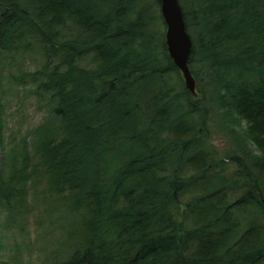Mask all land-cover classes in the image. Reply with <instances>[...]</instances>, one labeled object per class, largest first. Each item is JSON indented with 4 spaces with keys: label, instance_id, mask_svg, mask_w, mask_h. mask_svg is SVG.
I'll return each instance as SVG.
<instances>
[{
    "label": "trees",
    "instance_id": "16d2710c",
    "mask_svg": "<svg viewBox=\"0 0 264 264\" xmlns=\"http://www.w3.org/2000/svg\"><path fill=\"white\" fill-rule=\"evenodd\" d=\"M178 1L197 100L164 78L143 0H0V233L33 210L59 229L0 264H264V0ZM18 91L41 118L17 136ZM212 117L245 124L224 156Z\"/></svg>",
    "mask_w": 264,
    "mask_h": 264
},
{
    "label": "rangeland",
    "instance_id": "374dc122",
    "mask_svg": "<svg viewBox=\"0 0 264 264\" xmlns=\"http://www.w3.org/2000/svg\"><path fill=\"white\" fill-rule=\"evenodd\" d=\"M145 2V10L147 11V15L145 17L146 19V32L149 33V35H153L156 39V51L159 53L158 55L161 56L162 47L160 41L165 40V29L166 25L162 20L161 12H160V4L156 0H143ZM182 4L184 3V0H180ZM191 0H189L190 2ZM184 5V4H183ZM196 26H194L192 33L196 32ZM153 42V41H152ZM165 60L163 58L160 59V66L165 65ZM194 65V64H192ZM197 66V65H194ZM192 75V74H191ZM194 77V76H193ZM164 78L169 83V87L178 88L179 91L184 85V78L181 75V72L178 70H174L171 72H168L165 74ZM203 80L199 78L197 80L194 77V87L195 92L192 93V98L198 99L199 96H201L199 90V87L206 92V87L203 86ZM199 85V87H198ZM8 104L6 105V115L8 118L7 121V129L8 132H12L16 134L17 136L19 134L24 133V130L27 128H30L34 126L35 123L39 121L41 118V112L38 108V105L35 103V99L29 98L27 95L24 94V91H18V94L16 96L8 95ZM209 120V126L210 130L212 131V135L210 136V141L215 149V151L220 155L224 156L226 151H231L232 149H235V139H242V136L245 137V124L242 122L241 125H238V127H233L235 129L234 131H230V135H227L223 129H219L218 122L216 119L212 117ZM215 127V128H214ZM226 127H229V124H226ZM232 127V126H230ZM237 132L239 134L237 135ZM248 145H250V142L247 140ZM1 164V162H0ZM36 214L33 210L32 213L29 214V216L26 219V222L24 223V232L23 234L19 233L17 229L13 230V233L11 236L4 238L2 233H0V248L7 247V245L10 247L13 243H26V248H21L23 252L24 259L27 260H33L36 262L40 257V255H44V251H42L43 246H50V242L55 240L58 236L59 229L58 228H50L48 229L47 222H49L48 218L45 216L36 223ZM16 239V241H14ZM5 246V247H4ZM42 251V252H41Z\"/></svg>",
    "mask_w": 264,
    "mask_h": 264
},
{
    "label": "water",
    "instance_id": "95a60500",
    "mask_svg": "<svg viewBox=\"0 0 264 264\" xmlns=\"http://www.w3.org/2000/svg\"><path fill=\"white\" fill-rule=\"evenodd\" d=\"M160 4L162 20L166 25L165 45L167 54L181 72L184 85L191 93L195 92L194 77L191 75L188 58L192 48L191 38L186 31L183 11L178 0H157Z\"/></svg>",
    "mask_w": 264,
    "mask_h": 264
}]
</instances>
